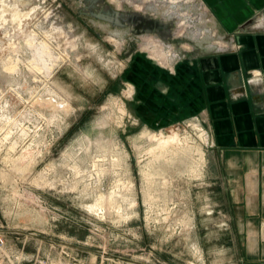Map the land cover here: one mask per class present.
Returning <instances> with one entry per match:
<instances>
[{"label": "rangeland", "instance_id": "374dc122", "mask_svg": "<svg viewBox=\"0 0 264 264\" xmlns=\"http://www.w3.org/2000/svg\"><path fill=\"white\" fill-rule=\"evenodd\" d=\"M251 28L264 30V16L229 43L200 0H0V231L11 252L88 240L81 256L95 264H240L208 127L170 73L242 49ZM172 131L180 141L151 138ZM109 194L113 208H91Z\"/></svg>", "mask_w": 264, "mask_h": 264}, {"label": "crops", "instance_id": "0c3cea01", "mask_svg": "<svg viewBox=\"0 0 264 264\" xmlns=\"http://www.w3.org/2000/svg\"><path fill=\"white\" fill-rule=\"evenodd\" d=\"M200 1L229 43L237 26L264 16V0ZM239 39L242 49L200 54L170 74L188 84L186 113L202 116L212 138L230 244L240 264H264V30L251 28Z\"/></svg>", "mask_w": 264, "mask_h": 264}, {"label": "built area", "instance_id": "2783aa9c", "mask_svg": "<svg viewBox=\"0 0 264 264\" xmlns=\"http://www.w3.org/2000/svg\"><path fill=\"white\" fill-rule=\"evenodd\" d=\"M48 240L51 242L44 252L40 249L36 253H28L24 249L11 252L4 232L0 231V264H95L81 256L83 252L91 254L89 250L93 244L88 240L77 243L68 239Z\"/></svg>", "mask_w": 264, "mask_h": 264}, {"label": "bare ground", "instance_id": "6f19581e", "mask_svg": "<svg viewBox=\"0 0 264 264\" xmlns=\"http://www.w3.org/2000/svg\"><path fill=\"white\" fill-rule=\"evenodd\" d=\"M160 48L162 50V47ZM121 110L124 112V109ZM151 138L157 139L160 144L174 143L180 141L179 135L174 131L170 132L168 135L163 133L160 136L153 134L151 135ZM104 203H107L109 207L113 208L115 205L114 196L111 194H109V196L107 197L101 195V197L98 199V202L95 205L91 206V208L97 209L98 207L103 206Z\"/></svg>", "mask_w": 264, "mask_h": 264}]
</instances>
